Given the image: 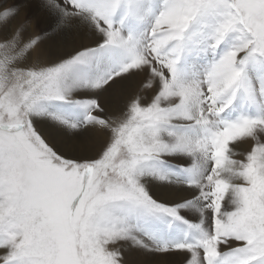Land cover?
<instances>
[{
    "label": "snow or ice",
    "instance_id": "6c2138e0",
    "mask_svg": "<svg viewBox=\"0 0 264 264\" xmlns=\"http://www.w3.org/2000/svg\"><path fill=\"white\" fill-rule=\"evenodd\" d=\"M43 7L0 5V264H264V0Z\"/></svg>",
    "mask_w": 264,
    "mask_h": 264
},
{
    "label": "rangeland",
    "instance_id": "374dc122",
    "mask_svg": "<svg viewBox=\"0 0 264 264\" xmlns=\"http://www.w3.org/2000/svg\"><path fill=\"white\" fill-rule=\"evenodd\" d=\"M42 1L43 0H0V5H18L20 8V15L14 21L13 26H15V24H22L26 21H30L28 26H30L29 29L31 34L34 35L41 30L47 29L49 25L53 23V18L49 15L48 11L44 7H42ZM65 42V38L63 37H54L49 41V45L63 47L65 45ZM134 256L136 259L134 258ZM131 259H133V264H160L158 260L144 255H133Z\"/></svg>",
    "mask_w": 264,
    "mask_h": 264
},
{
    "label": "bare ground",
    "instance_id": "6f19581e",
    "mask_svg": "<svg viewBox=\"0 0 264 264\" xmlns=\"http://www.w3.org/2000/svg\"><path fill=\"white\" fill-rule=\"evenodd\" d=\"M43 2V1H42ZM43 7V6H42ZM48 15V14H47ZM18 22V21H17ZM16 25V24H15ZM28 27H30V26H28ZM38 28V27H37ZM57 38V37H56ZM56 42V41H55ZM60 42V41H59ZM61 43V42H60ZM57 47V46H56ZM137 257V256H136ZM134 258H135V256H134ZM136 259V258H135ZM143 259V258H142ZM133 260V259H132ZM153 260V259H152ZM144 261H146V260H144ZM154 263V262H153Z\"/></svg>",
    "mask_w": 264,
    "mask_h": 264
}]
</instances>
